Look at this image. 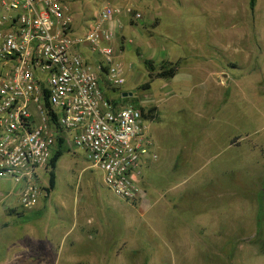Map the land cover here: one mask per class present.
<instances>
[{
	"label": "rangeland",
	"instance_id": "rangeland-1",
	"mask_svg": "<svg viewBox=\"0 0 264 264\" xmlns=\"http://www.w3.org/2000/svg\"><path fill=\"white\" fill-rule=\"evenodd\" d=\"M66 2L82 32L103 0ZM110 2L144 11L124 18L145 41L122 32L126 80L105 93L154 108L143 124L157 158L142 173L155 197H117L85 151L65 143L55 186L34 207L0 177V264H264V0L252 10L248 0ZM145 58L156 69L178 61V72L149 78ZM154 200L161 219L145 212Z\"/></svg>",
	"mask_w": 264,
	"mask_h": 264
},
{
	"label": "built area",
	"instance_id": "built-area-1",
	"mask_svg": "<svg viewBox=\"0 0 264 264\" xmlns=\"http://www.w3.org/2000/svg\"><path fill=\"white\" fill-rule=\"evenodd\" d=\"M125 17L141 13L103 0L93 24L77 32L66 0H0V177L20 184L24 209L46 191L58 136L85 151L117 197L144 196L142 167L157 158L145 119L103 90V82L117 89L126 80L106 26H122Z\"/></svg>",
	"mask_w": 264,
	"mask_h": 264
},
{
	"label": "trees",
	"instance_id": "trees-1",
	"mask_svg": "<svg viewBox=\"0 0 264 264\" xmlns=\"http://www.w3.org/2000/svg\"><path fill=\"white\" fill-rule=\"evenodd\" d=\"M256 1L257 0H248V6L251 10L254 8ZM153 23H155V20L153 21ZM120 49L121 50L124 49L123 37L120 40ZM143 63L145 64V67L148 70L149 78L156 77V78H162V79H170V78H173L178 72V66H179L178 61L171 62L168 60H163L160 62L157 69L155 68L153 61L151 59L145 58L143 60ZM106 85L107 84L103 82V88H105V89H103L104 94L107 98H111L113 100V102L115 103L118 100V97L116 98L113 96L106 95V93H105V90L107 89ZM149 87H150V82H148V81L140 85V88H142V89H146ZM109 90L115 91L116 89H109ZM121 98L125 99V97H123V96H121ZM135 106L140 110L143 119L147 120L150 117H154L151 114V112L154 110V108H149L148 110H145L144 107L138 105L137 103H135ZM64 145H65L64 137L58 136L54 152H53V154H52V156L49 159V162L47 164L48 185H47V187H44L47 192L52 190L55 186V179H56L55 167H56V163H57L58 159L65 152V149H64L65 146Z\"/></svg>",
	"mask_w": 264,
	"mask_h": 264
},
{
	"label": "crops",
	"instance_id": "crops-1",
	"mask_svg": "<svg viewBox=\"0 0 264 264\" xmlns=\"http://www.w3.org/2000/svg\"><path fill=\"white\" fill-rule=\"evenodd\" d=\"M142 12H144V11H141V13ZM88 19L89 18H86V20H85V24L86 25H87V21H89ZM151 19H153V17H151ZM106 26H108V27L113 29V37L111 39V43H112V46H113L115 59H117V57L119 56L120 52L123 51V50L120 49V35L122 34V32H126L128 34V37H129L128 40H127L128 42L134 43L133 42L134 39L135 40L138 39V41H143V43L145 41V38L142 36V34H144V31L142 29H139L138 27H136V21H135V23L133 22L132 25H127V26L125 25L123 27L122 26H117V25L113 24L112 22H109L108 24H106ZM126 39L127 38L124 37V45H125ZM134 46H135L134 51H135V49H138V48H140V50H141V45L140 44L139 45L135 44ZM84 54L88 57L90 62H94L95 63V57L92 54H87L86 51H84ZM154 163H155L154 160L147 159L146 162L143 165V173H144V168L153 167ZM144 180L145 181L147 180V177L145 176V174L143 175V181ZM144 195H145V198L142 197L140 199V200H142L141 204H143V205L147 204V199L148 198L151 201V198L155 197L154 195L148 194L146 192V190H145V194ZM6 205L8 206L9 211L11 212L9 214H13L12 212L17 211V210H15L16 208H14L15 206H17V204L9 206V204L7 203ZM156 208H157V203H156V200H154V203L149 204L148 206L147 205L145 206V212L148 211V215H150V216L154 215L155 217H156V215L159 214L160 217L159 218L156 217V218L157 219H161V217H163V215H165V213H167V211L166 210L165 211H161V213L160 212H156ZM15 213L19 214V211L15 212ZM155 217L153 219H151V221H155Z\"/></svg>",
	"mask_w": 264,
	"mask_h": 264
},
{
	"label": "water",
	"instance_id": "water-1",
	"mask_svg": "<svg viewBox=\"0 0 264 264\" xmlns=\"http://www.w3.org/2000/svg\"><path fill=\"white\" fill-rule=\"evenodd\" d=\"M127 94H130V95H131L130 92H129V93L124 92V93H122V96L124 97V96H126Z\"/></svg>",
	"mask_w": 264,
	"mask_h": 264
}]
</instances>
